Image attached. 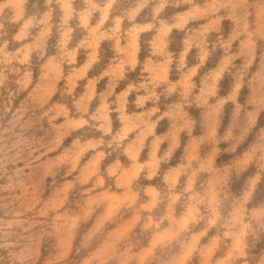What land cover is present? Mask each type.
Returning a JSON list of instances; mask_svg holds the SVG:
<instances>
[{
	"label": "clouds",
	"instance_id": "9594fccd",
	"mask_svg": "<svg viewBox=\"0 0 264 264\" xmlns=\"http://www.w3.org/2000/svg\"><path fill=\"white\" fill-rule=\"evenodd\" d=\"M0 264H264V0H0Z\"/></svg>",
	"mask_w": 264,
	"mask_h": 264
}]
</instances>
